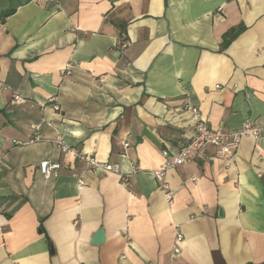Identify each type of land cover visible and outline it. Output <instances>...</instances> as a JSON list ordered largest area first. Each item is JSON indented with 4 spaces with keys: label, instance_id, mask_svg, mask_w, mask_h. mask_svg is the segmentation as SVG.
Returning a JSON list of instances; mask_svg holds the SVG:
<instances>
[{
    "label": "crops",
    "instance_id": "1",
    "mask_svg": "<svg viewBox=\"0 0 264 264\" xmlns=\"http://www.w3.org/2000/svg\"><path fill=\"white\" fill-rule=\"evenodd\" d=\"M193 106L260 132L168 170L169 202ZM0 264H264V0H0Z\"/></svg>",
    "mask_w": 264,
    "mask_h": 264
},
{
    "label": "built area",
    "instance_id": "2",
    "mask_svg": "<svg viewBox=\"0 0 264 264\" xmlns=\"http://www.w3.org/2000/svg\"><path fill=\"white\" fill-rule=\"evenodd\" d=\"M123 47H125V45ZM70 68L63 70V73L70 74ZM50 101L53 102L55 99H51ZM55 109L59 110L60 108L59 106H55ZM188 110L191 114L192 125L195 128L194 135L190 138L189 142L172 157L169 156L168 152H165L164 154L167 160L163 164L162 168L155 172L156 178L161 182V189L166 194V198L169 202L172 200V194L166 180L168 170L201 158H206V152L209 146H213L215 148V154L211 157V159H221L226 161L232 160L237 154L243 137L247 135L257 136L260 132V130L256 128L251 121H246L240 129L231 132L214 130L208 126L197 107H189ZM40 128L41 125L36 126V136L29 140L26 144H32L41 139V136L38 134ZM56 143L63 150H67V147L61 140H57ZM18 144L20 143L18 142ZM126 146H128V144ZM77 157L86 163L89 168L88 171L93 172L96 170H104L115 172L117 174L123 173L118 166L101 163L88 154L78 153ZM39 168L41 173L45 177L49 178L54 172L61 169V164L46 160L40 164ZM86 172H83L82 176L79 178L78 183L80 186H83L85 183L83 177ZM127 179L128 175L124 174L122 180L125 182ZM177 241L181 242L182 237L178 236ZM175 252H178V249H176Z\"/></svg>",
    "mask_w": 264,
    "mask_h": 264
},
{
    "label": "water",
    "instance_id": "3",
    "mask_svg": "<svg viewBox=\"0 0 264 264\" xmlns=\"http://www.w3.org/2000/svg\"><path fill=\"white\" fill-rule=\"evenodd\" d=\"M219 214H220V216H222L223 211L220 210ZM104 241H105V232H104V230L101 229L95 234V236L92 240V243L93 244H102Z\"/></svg>",
    "mask_w": 264,
    "mask_h": 264
},
{
    "label": "trees",
    "instance_id": "4",
    "mask_svg": "<svg viewBox=\"0 0 264 264\" xmlns=\"http://www.w3.org/2000/svg\"><path fill=\"white\" fill-rule=\"evenodd\" d=\"M14 11H15V9H10V10H8V11H6V12H4V13L2 14V17L5 18V17H7L8 15H11Z\"/></svg>",
    "mask_w": 264,
    "mask_h": 264
}]
</instances>
